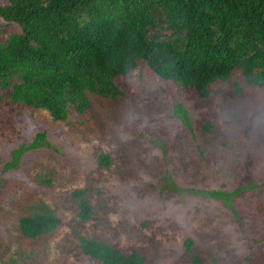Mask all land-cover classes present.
<instances>
[{"label":"rangeland","instance_id":"obj_1","mask_svg":"<svg viewBox=\"0 0 264 264\" xmlns=\"http://www.w3.org/2000/svg\"><path fill=\"white\" fill-rule=\"evenodd\" d=\"M12 31L14 23L0 21L1 39ZM115 84L121 95L87 93L89 106L64 120L0 88V264H100L81 253L78 235L138 250L145 264H195L194 256L198 264H264V89L235 68L200 97L143 60ZM176 103L188 127L173 114ZM39 131L45 143L2 170L10 151ZM246 184L233 210L205 194ZM75 188L85 191L88 219L77 214ZM43 205L60 222L21 235L18 217Z\"/></svg>","mask_w":264,"mask_h":264},{"label":"trees","instance_id":"obj_2","mask_svg":"<svg viewBox=\"0 0 264 264\" xmlns=\"http://www.w3.org/2000/svg\"><path fill=\"white\" fill-rule=\"evenodd\" d=\"M0 21L18 27L0 38V88L10 100L44 109L54 120H64L70 109L84 111L87 93L121 95L115 77L138 60L161 79L193 87L200 97L208 84L226 80L235 68L246 84L264 89V0H6ZM173 114L189 126L180 103ZM44 143V132H36L10 151L2 170ZM107 161L100 153L99 162ZM247 186L205 194L233 210L232 198ZM70 194L78 216L88 219L84 189ZM41 209L18 217L21 235L33 238L60 222L46 205ZM77 238L81 253L100 264H145L138 250L123 252L100 239ZM190 246L184 238L183 247ZM192 260L199 263L197 256Z\"/></svg>","mask_w":264,"mask_h":264}]
</instances>
